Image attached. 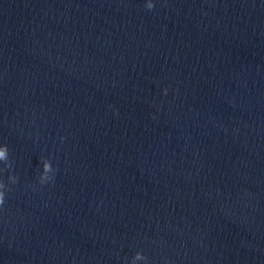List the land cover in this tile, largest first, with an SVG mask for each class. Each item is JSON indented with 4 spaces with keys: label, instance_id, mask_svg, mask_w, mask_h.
I'll return each instance as SVG.
<instances>
[{
    "label": "clouds",
    "instance_id": "clouds-1",
    "mask_svg": "<svg viewBox=\"0 0 264 264\" xmlns=\"http://www.w3.org/2000/svg\"><path fill=\"white\" fill-rule=\"evenodd\" d=\"M145 8L147 10H152L154 9L155 7V4L153 3V0H146V3H145ZM164 94L166 95L167 94V89H164ZM111 107V105H110ZM64 137H61V140H63ZM7 158V145H4L3 147H0V160H6ZM43 168H44V172L42 174V178L38 181V183L40 185H44L47 182H52L54 181V176H55V173L53 176L49 177L47 176L46 174L49 172V171H52L49 163L45 162L44 165H43ZM56 172V170H55ZM8 179L12 180L13 183H16L17 180H18V177L15 176V175H9L8 176ZM4 187V182L2 180H0V189H2ZM5 203V193L3 191H0V207H2ZM144 257L142 255H140L139 253H137L135 259H143Z\"/></svg>",
    "mask_w": 264,
    "mask_h": 264
}]
</instances>
